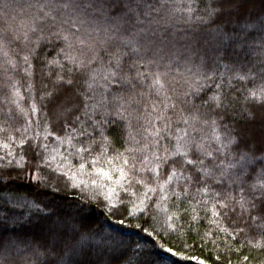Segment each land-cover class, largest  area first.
Masks as SVG:
<instances>
[{"label": "snow or ice", "instance_id": "1", "mask_svg": "<svg viewBox=\"0 0 264 264\" xmlns=\"http://www.w3.org/2000/svg\"><path fill=\"white\" fill-rule=\"evenodd\" d=\"M2 7L0 73L6 80L0 90L10 89L5 103L14 105L25 122L16 126L9 107L10 119L0 123V182L5 175L11 179L6 170L13 169L47 184L64 164L58 180L103 204L115 224L139 229L152 243L125 242L119 231L97 240L90 228L84 233L87 225L68 230L50 224L47 216L39 224L25 218L24 231L9 232V218L0 214V264H19L26 250L40 264H166L171 257L207 264L180 249L195 246L189 239L200 247L215 243L221 233L226 239L238 236L241 247L246 240L264 251V0H29L19 19L7 13V3ZM239 20L244 21L239 33L225 30ZM248 30L261 34L257 47L249 43ZM177 32L186 50L203 47L206 54L215 53L198 56L199 63L185 58L192 64L185 67L191 79L178 72L179 57L172 51ZM42 44L58 49L51 60L45 57L49 78L58 71L51 87L41 84L38 104L33 61L39 60ZM237 47L250 52L237 53ZM228 48L232 55L255 58L240 67L222 64ZM174 72L187 85L183 92L177 91ZM21 73L24 84L17 78ZM23 87L28 109L21 106ZM235 91L241 95L234 96ZM67 102L73 106L66 107ZM48 105L61 121L62 134L45 113L43 131L29 135L33 114L39 123ZM230 110L242 123L222 124ZM88 121L99 141L87 130ZM257 124L259 135L250 127ZM50 137L56 146L43 142ZM70 157H79L77 172H94L95 178L70 175ZM85 184L91 187L85 190ZM13 207L41 210L27 202ZM201 221L208 226L203 232ZM225 221L229 226L222 227ZM12 223L20 227L18 219ZM28 229L38 230V237L34 232L28 238ZM173 236L179 249L158 242Z\"/></svg>", "mask_w": 264, "mask_h": 264}, {"label": "trees", "instance_id": "2", "mask_svg": "<svg viewBox=\"0 0 264 264\" xmlns=\"http://www.w3.org/2000/svg\"><path fill=\"white\" fill-rule=\"evenodd\" d=\"M29 0H0V28L4 26V18L5 11L3 9V4L7 3L9 5L7 9V13L11 16H17V19L20 18V15H24V8ZM19 13V15H18ZM244 21H234L232 24L227 25L226 31L228 32H237L239 33L243 28ZM249 32V43L253 45V47H257L260 43L261 34L259 32H254L252 30H248ZM182 34L180 32L176 33L177 39L175 41V48L172 51L179 57V65L177 66L178 72L184 74V78L191 79L189 74L185 71V67H191L192 64H186L187 57H191V60L194 63H199L198 56L204 57L207 59L208 55H215L211 50L208 53H205L203 47L199 50L185 49L183 47L184 41L179 39ZM229 44L232 41H228ZM57 45L60 42H56ZM58 49L53 47V45H43L40 49V58L39 60L33 61L36 65L35 68V84L37 91L33 94L37 96V103L39 104V95H42L40 91L41 84H46L51 87L52 80L55 79L56 72L58 70H52V76L49 78L48 73L50 69L46 66V59L51 60L55 55ZM237 53L250 52L249 49L244 48L241 49L239 47L236 48ZM232 49L228 48L223 52L221 56L222 64L236 65V67H240V62L246 63L247 60H252L255 57L252 54L248 56L244 55H232ZM215 66V65H214ZM220 72H224L225 69L223 67H219ZM176 80L179 81V84L176 85L178 92H183L187 85L183 83V79H181L180 75L177 72H174ZM18 79H21V83H26V78L23 77L22 73L17 75ZM6 78L0 73V81H5ZM233 84L236 85L238 89H242L243 85L233 81ZM252 85L249 84L248 87ZM227 90V89H226ZM213 91H215L214 87L211 90H206V95L211 96ZM21 92L25 99L21 101V106L25 109L29 108L30 100L28 99V89L27 87H23ZM10 94V89L4 87L0 90V123L3 122L4 119H10L8 116L7 109L9 107L13 108V112L11 114V118H13L17 123L16 126L25 122V118L16 110L15 106L8 103H5L7 95ZM234 96H240V91L233 92ZM202 97H205V93H201ZM196 103L199 105L201 100L197 98ZM72 102H67L66 107L71 108ZM51 105L44 107L43 111L39 114V123H36V114H33L32 120L33 124L31 125L29 135H35L37 132L43 131V125L45 121V113H47V118L52 124V128L57 134H62L60 131L61 121L57 115H55L52 111H49ZM79 115V111L76 112ZM66 118L71 119V113H68ZM100 118L99 115L96 117ZM85 117H81V120H85ZM238 123H242L240 117L236 115L235 112L229 111L224 115L222 124H227L230 127L236 126ZM91 121H88L86 125L87 130L89 132H93L95 139L97 141L100 140V136L98 132H94L93 128L89 125ZM251 130L254 134L259 135V125L250 126ZM35 129V131H33ZM109 135L113 134V129L107 130ZM82 140H87V137H81ZM44 143H49L50 146H56V141L54 137H50L48 141H43ZM115 147L120 151H123V147L119 142L115 143ZM65 149H67V145H65ZM65 149H62L61 152L64 153ZM98 150V149H97ZM74 151V149H73ZM238 151V150H237ZM3 154V151L0 150V155ZM72 160V168L71 174H76L78 180L89 181L95 178V174L93 172L92 176H88L85 173L77 172V168L79 166V157H70ZM64 164H61V167L57 170V173L53 174L49 177L50 183L47 184H37V182L33 179L25 176L23 171L8 169L6 171L11 172L12 178L9 179L7 175L4 176L2 182H0V214H5L8 216V227L7 231L9 232H20L24 231V223L25 218L32 220L33 224H39L40 217L47 216L50 217L49 223L52 225L59 224L63 228L70 230L73 225L77 228H80L82 224L87 225V228L84 229V233L87 234L88 228L91 229L92 233L95 234V239L99 240L101 237L105 236L107 233L119 231L120 235L124 238L125 242H129L132 240L139 241L140 243H152V239L149 238L145 233L140 232L139 229L128 228L126 226L122 227L118 224H115V217L109 218L108 213L103 204H97L96 202L90 201L84 193L81 192L79 188L71 187V184L66 187L63 179L58 180L56 177L60 171H64ZM88 171H93L89 169ZM82 187L87 190L91 187L90 184L82 185ZM123 195V193H121ZM6 202V203H4ZM27 202L29 205L35 203L39 204L40 211L36 209H31L29 207H13L15 204H24ZM15 214V215H13ZM203 215V213H200ZM13 219H18L20 227H17L16 224L12 223ZM223 226H229L228 222L225 221ZM159 227V225H157ZM207 222L201 221L199 228L200 231L203 232L207 229ZM214 227V226H213ZM28 238H32V233H36L37 237L39 235L38 230L36 229H28ZM191 236H195V233H191ZM240 239L238 236L233 239H226L224 234L221 233L215 237V243H211L205 241L203 247L199 246V243L192 241L189 239V243H194L195 246L191 248L180 249L183 256L191 257H199L204 259L207 264H264V251L260 249L254 248L251 244H248L247 241H242L245 247H241V243H237L236 241ZM36 244L39 243V240H34ZM159 243L165 244V246H174L179 249L180 241L175 239V237H165L161 238ZM255 242L253 241V244ZM229 246L231 250H229ZM239 249V251H237ZM156 251H160L158 248ZM167 256L168 254H164ZM248 256L249 259L247 261L244 260V257ZM219 257V260H217ZM30 259H35L37 264H40L39 258L32 257L29 251H25L21 258L19 259V264H27V261ZM78 259H83V257H78ZM46 264V261L44 262ZM166 264H197L195 260L188 259L183 260L179 257H171L166 260Z\"/></svg>", "mask_w": 264, "mask_h": 264}]
</instances>
